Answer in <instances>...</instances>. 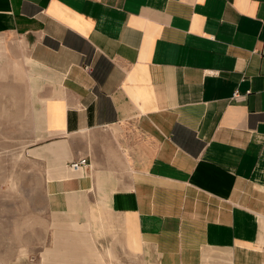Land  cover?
<instances>
[{"label":"crops","instance_id":"obj_1","mask_svg":"<svg viewBox=\"0 0 264 264\" xmlns=\"http://www.w3.org/2000/svg\"><path fill=\"white\" fill-rule=\"evenodd\" d=\"M0 32L45 80L54 209L157 264H264V0H0Z\"/></svg>","mask_w":264,"mask_h":264},{"label":"rangeland","instance_id":"obj_2","mask_svg":"<svg viewBox=\"0 0 264 264\" xmlns=\"http://www.w3.org/2000/svg\"><path fill=\"white\" fill-rule=\"evenodd\" d=\"M27 57L23 39L0 32V264H99L98 256L101 264H157L140 248L129 252L101 218L86 221L66 216L69 206H52L46 183L56 163L44 149L45 80ZM226 259L213 248L205 250L202 264L231 263Z\"/></svg>","mask_w":264,"mask_h":264},{"label":"bare ground","instance_id":"obj_3","mask_svg":"<svg viewBox=\"0 0 264 264\" xmlns=\"http://www.w3.org/2000/svg\"><path fill=\"white\" fill-rule=\"evenodd\" d=\"M60 169L62 170V171H64V172H66V175H70V172L69 171H71L69 168H67V167H60ZM66 175H64V176H66ZM65 198V197H64ZM69 209V211H70V214L72 213V212H74L75 210H72V208L71 207H69L68 208ZM73 209H76V210H78V208L77 207H75V208H73ZM78 212V211H77ZM79 213V212H78ZM68 215V216H71L72 217V215ZM91 214H92V218L93 219H95L96 217H98V216H102V209H99V208H96V209H94V208H92L91 209ZM67 215V214H66Z\"/></svg>","mask_w":264,"mask_h":264},{"label":"built area","instance_id":"obj_4","mask_svg":"<svg viewBox=\"0 0 264 264\" xmlns=\"http://www.w3.org/2000/svg\"><path fill=\"white\" fill-rule=\"evenodd\" d=\"M238 90H235V95H237ZM87 162V159L85 157L79 158L75 163H72V165L79 166L83 165Z\"/></svg>","mask_w":264,"mask_h":264}]
</instances>
